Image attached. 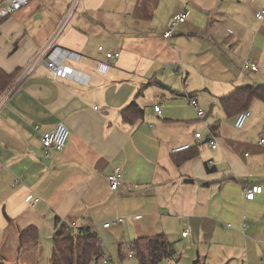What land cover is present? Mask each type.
Returning a JSON list of instances; mask_svg holds the SVG:
<instances>
[{"label":"crops","instance_id":"0c3cea01","mask_svg":"<svg viewBox=\"0 0 264 264\" xmlns=\"http://www.w3.org/2000/svg\"><path fill=\"white\" fill-rule=\"evenodd\" d=\"M261 8L264 0H30L0 17V70L27 66L60 28L56 44L82 55L67 63L89 77L55 79L38 64L0 113V261L51 264L57 227L74 222L119 227L130 238L164 233L203 264L214 257L263 264L264 101L251 102L240 128L238 113L220 101L264 83ZM187 9L165 36L172 16ZM246 61L258 69H245ZM191 98L206 110L202 117ZM132 100L143 114L130 123L121 110ZM60 122L70 130L64 148L43 147L42 133ZM116 166L123 180L113 190ZM251 184L262 191L248 199ZM28 226L38 239L22 243Z\"/></svg>","mask_w":264,"mask_h":264},{"label":"trees","instance_id":"16d2710c","mask_svg":"<svg viewBox=\"0 0 264 264\" xmlns=\"http://www.w3.org/2000/svg\"><path fill=\"white\" fill-rule=\"evenodd\" d=\"M19 70L12 74L0 70V89H6L14 81ZM141 92L142 89L138 94ZM254 99L264 101V83L246 84L220 96L221 104L228 114L248 109ZM121 114L124 121L133 123L143 114V109L136 100H132L121 110ZM37 239L38 230L35 226L23 229L22 243L35 242ZM131 247L133 256L142 264H157L165 258L173 259L175 262L180 260L175 242L168 239L164 233L137 237L131 242ZM103 259L105 261L104 247L94 227L86 226L74 230L69 228L67 223H60L52 239L51 264H90ZM0 264L6 263L0 261ZM192 264H200V259H195Z\"/></svg>","mask_w":264,"mask_h":264},{"label":"built area","instance_id":"2783aa9c","mask_svg":"<svg viewBox=\"0 0 264 264\" xmlns=\"http://www.w3.org/2000/svg\"><path fill=\"white\" fill-rule=\"evenodd\" d=\"M30 0H2L0 2V17H7L16 11L22 9L25 7ZM189 14V10H183L181 12L175 13L169 24V28H167L164 31V35L169 37L172 34L173 29L181 24L184 23L187 20ZM256 16L259 19L264 18V8L259 9L256 12ZM60 28L57 30L55 35L51 38V40L45 45L33 58V60L25 67L19 70L17 76L15 77L14 81L6 88L4 89L0 94V113L3 110L5 106L8 105L9 100L14 93V91L20 86L21 83L34 71L35 67L38 64H45L49 70L51 71L53 77L59 78V77H68L77 81H80L82 83L88 82V75L72 65L68 64L67 61L69 59L79 60L81 58V53L67 49L60 44H56L55 40L59 35ZM102 48V47H100ZM119 52H107L106 55L109 58L117 57L119 56ZM108 65L102 61L99 62L98 68L101 71L106 70ZM245 69H250L253 71H256L258 69V66L255 62L246 61L244 63ZM191 104H193L197 109V114L199 117H202L205 114V110L198 107V102L196 98H191L190 100ZM96 108H98L96 106ZM155 109L157 111H160V105H155ZM251 112L249 109L243 110L238 113L235 125L236 127L240 128L245 124L246 119L250 116ZM69 127L63 123L60 122L57 124V126L54 129L46 130L42 133V145L43 147L47 149L55 148L57 150H62L67 142V139L69 137ZM196 137L201 138L203 137V134L198 131L196 132ZM208 143L213 147H217V142L215 139V136L213 134H210L208 136ZM261 142H264V138H261ZM189 144H184L181 146H178L175 148V151H180L189 148ZM110 188L113 190H116L120 187L122 180H123V171L121 167L116 166L111 171V173L108 175ZM262 191V185L260 184H251L248 186L245 190V196L248 199H253L256 194L260 193ZM28 201L34 202L38 201L39 198H35L32 195H29L27 197ZM123 218L119 217L116 220L113 221H107L104 223L105 227L110 226L111 224L115 222L122 221ZM69 228H73L75 226L74 222L67 223ZM188 232L186 231L185 234ZM129 256H133V250H129ZM107 259V258H106Z\"/></svg>","mask_w":264,"mask_h":264},{"label":"rangeland","instance_id":"374dc122","mask_svg":"<svg viewBox=\"0 0 264 264\" xmlns=\"http://www.w3.org/2000/svg\"><path fill=\"white\" fill-rule=\"evenodd\" d=\"M243 76L250 73L243 72ZM206 111V110H205ZM75 230V228H73ZM98 231L99 237L101 239L102 245L105 251V261L100 260L98 262H92L90 264H142L136 256L130 257L129 250L132 249L131 242L134 238H130L128 234L124 235L122 229L119 227H111L110 229H104ZM177 252L179 251L180 260L175 262L173 259L165 258L160 260L157 264H192L194 261L193 257L194 250H191L189 246H183L182 240H178L176 243ZM264 262V253L262 254ZM107 258V259H106ZM203 259H201L200 264H203ZM240 260H227L223 264H241ZM207 264H218L217 257L209 259ZM264 264V263H263Z\"/></svg>","mask_w":264,"mask_h":264},{"label":"water","instance_id":"95a60500","mask_svg":"<svg viewBox=\"0 0 264 264\" xmlns=\"http://www.w3.org/2000/svg\"><path fill=\"white\" fill-rule=\"evenodd\" d=\"M163 86H166V85H164V83H161ZM213 111V105H210V107H209V110H208V112H207V114H206V117L209 115V114H211V112ZM41 159L42 160H48L47 158H45V157H41Z\"/></svg>","mask_w":264,"mask_h":264}]
</instances>
